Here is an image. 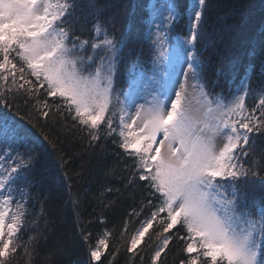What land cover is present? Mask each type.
Listing matches in <instances>:
<instances>
[{
    "label": "snow or ice",
    "instance_id": "obj_1",
    "mask_svg": "<svg viewBox=\"0 0 264 264\" xmlns=\"http://www.w3.org/2000/svg\"><path fill=\"white\" fill-rule=\"evenodd\" d=\"M205 6L194 0L181 37L173 0L150 4L138 37L151 53L150 67L142 69L136 51L126 54L125 38L110 33L98 15L87 38L77 31L76 0H0V108L22 102L69 139L86 133L92 152L111 139L132 161L124 188L101 191L134 201L119 237L138 224L125 241L132 264H167L174 248L175 264H264V208L250 210L241 188L256 178L264 185V152L257 153L256 143L264 141V83L251 108L248 81L231 100L208 93L197 48L208 39ZM225 71L221 65L216 75ZM44 140L0 112V264L34 259L42 234L25 241L21 233L33 201L36 147ZM80 227L87 264H114L113 233L105 229L93 242Z\"/></svg>",
    "mask_w": 264,
    "mask_h": 264
},
{
    "label": "trees",
    "instance_id": "obj_2",
    "mask_svg": "<svg viewBox=\"0 0 264 264\" xmlns=\"http://www.w3.org/2000/svg\"><path fill=\"white\" fill-rule=\"evenodd\" d=\"M149 0H76L79 9L77 31L88 37L93 16L98 15L100 22L118 39L126 40L125 52L135 50L142 69L150 67L148 45L138 42L147 14ZM189 0H173L178 13L176 33L181 37L187 32V11ZM95 4V8L90 6ZM85 19L82 16L81 10ZM97 9L99 11H97ZM86 26H83L85 25ZM204 30L208 37L198 44L200 59L204 64L203 82L213 97L223 96L226 100L234 95L242 82L248 81L251 90L246 98V106L251 108L258 99L259 88L264 83V0H206L203 18ZM137 59V57H133ZM225 66V74L216 72ZM122 86L121 75L117 73V90ZM30 106L22 102L14 103L11 110L0 108L34 136L48 140L43 147H36V162L30 174L32 205L28 210L27 223L22 230L23 240L41 233L36 245L32 264H87L86 246L80 233L84 225L92 233V241L105 229L110 230V248L119 246L114 264H132L131 255L126 251L125 241L132 235L138 224H129L124 240H120L126 213L132 210L134 201L126 194L104 192L105 188H124L126 168L132 161L120 154V150L109 139L103 149L92 152L88 148L86 133H77L71 139L60 131L53 121L37 120L30 114ZM18 113V114H17ZM24 116V119H20ZM31 121V123H29ZM64 123H71L65 119ZM33 124L36 126L33 127ZM264 135V134H261ZM257 153L264 152V141L259 138ZM34 146V145H33ZM249 193L248 205L253 212L264 208V185L256 178L254 184L241 185ZM78 199V205L73 201ZM112 209L103 208L101 202L116 201ZM37 223L33 219L39 216ZM89 221L92 224H89ZM46 225V226H45ZM94 225V226H93ZM152 230L145 236V242ZM47 237L44 239L43 237ZM144 245H139L142 248ZM170 247H173L170 245ZM107 255V253H106ZM50 258V259H49ZM178 259L175 248L167 257V264H175ZM17 264H25V258H17Z\"/></svg>",
    "mask_w": 264,
    "mask_h": 264
},
{
    "label": "rangeland",
    "instance_id": "obj_3",
    "mask_svg": "<svg viewBox=\"0 0 264 264\" xmlns=\"http://www.w3.org/2000/svg\"><path fill=\"white\" fill-rule=\"evenodd\" d=\"M193 2H194V0H190V1H189L188 11H187V26H186V30L188 29V26H189V14H190V11H191V5H192ZM152 3H155V0H149V1H148L147 6H146V9H147V10H148L149 5L152 4ZM241 86H242V85H240V86L237 87V90H236V92L234 93V95H235L237 92L241 91ZM234 95H233V96H234ZM233 96H232V97H233ZM232 97L228 98L227 100H231ZM141 102H143V101H141ZM137 227H138V226H137Z\"/></svg>",
    "mask_w": 264,
    "mask_h": 264
},
{
    "label": "bare ground",
    "instance_id": "obj_4",
    "mask_svg": "<svg viewBox=\"0 0 264 264\" xmlns=\"http://www.w3.org/2000/svg\"><path fill=\"white\" fill-rule=\"evenodd\" d=\"M190 1V0H189ZM189 1H188V6H189ZM188 8V7H187Z\"/></svg>",
    "mask_w": 264,
    "mask_h": 264
}]
</instances>
